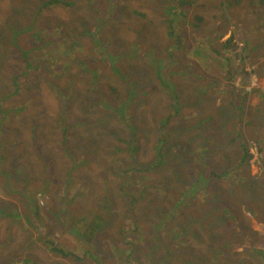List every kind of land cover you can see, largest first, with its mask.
I'll list each match as a JSON object with an SVG mask.
<instances>
[{
	"label": "rangeland",
	"instance_id": "374dc122",
	"mask_svg": "<svg viewBox=\"0 0 264 264\" xmlns=\"http://www.w3.org/2000/svg\"><path fill=\"white\" fill-rule=\"evenodd\" d=\"M78 1L82 2L71 8L65 3L45 6L44 0H25L19 4L20 11L8 0L0 2V106L6 112L4 116L0 111V209L14 214L0 215V264L30 260L39 264H194L187 260L197 257H206L204 260L212 264L216 249L211 236H218L230 248L237 244L235 241L245 240L239 225L247 222L245 227H254L248 228V234L256 231L251 236L264 249V223L256 222L264 220V211H260L264 208V80L259 79L264 77V3L188 0V5H181V0H94L89 5V0ZM40 8L39 24L30 28V13ZM172 13H178L179 18ZM171 20L181 26L179 32H186L181 45H200L196 52H183L182 67L168 58L169 52L175 51L167 34ZM62 29L65 31L60 36L77 40L82 33L80 38L85 40L82 50L65 63L63 74L55 73L56 63L41 55L44 49L23 53L28 48L27 35H33L32 42L39 45ZM222 30L225 33L221 38ZM230 34L229 44L237 47V63L244 67L243 57L253 71L256 67L259 71L254 74L251 70L244 80L238 73L237 96L232 95L234 88L229 85L234 83L226 78V57L221 54H228L224 47ZM89 36H93L92 41ZM58 53L54 57L59 60L71 57ZM175 55L180 56L179 52ZM151 57L157 60L150 61ZM28 62L29 72L18 79L23 88L16 93L13 80L27 69ZM70 77L75 79L74 86L69 84ZM132 78L138 79V97L122 115L126 94L123 81ZM71 88L74 94L65 95L70 101L65 117L58 96ZM98 88L108 100L102 102L103 106H88L86 100L101 99ZM229 99L243 102V111ZM209 114L213 116L211 127L197 125ZM169 115L173 119L162 132L159 124ZM128 122L138 131L135 164L133 171H127V175L134 174V179L122 176L129 152L115 149L125 143L111 133L127 139L133 129ZM65 127L68 131L64 134ZM64 135L66 144L62 143ZM163 135L169 141L161 149L157 138ZM206 135L212 138L203 143ZM251 140L261 147L258 159L254 164L249 161L250 168L242 164L233 168L229 160L241 154L244 141ZM33 145L45 156L37 154ZM157 148L166 161L149 169L147 164L158 157ZM171 151L184 161L177 178L168 169L178 165ZM76 164L81 166L77 168ZM227 164L233 168L229 173L224 172ZM214 165L223 176L222 181L215 180L214 188L239 225L234 218L221 224L215 216L218 203L215 206V200L209 197L213 188L201 190L195 173L185 184L188 172L206 168L208 173ZM68 170L72 179L69 190L65 186ZM10 171L14 174L11 180L6 177ZM147 183L155 186L145 188L142 194L140 190ZM186 188L192 198L180 204L176 216L168 217L164 212L177 203L175 193L185 198ZM140 195L131 207V199ZM35 204L42 218L35 217ZM242 208L257 219L241 218ZM195 212L197 218L214 217L205 226L192 225L188 229L192 234H187L183 226ZM106 214L112 221L91 234L96 217L108 223ZM135 216L140 221L162 223L159 241L151 232L152 226L147 222L141 227ZM180 227L182 235L175 238ZM72 230L88 234L81 238ZM47 237L60 249L72 252L70 258L46 246ZM170 238L175 241L169 245ZM242 248L240 254V248L227 252V264H264L252 249Z\"/></svg>",
	"mask_w": 264,
	"mask_h": 264
},
{
	"label": "trees",
	"instance_id": "16d2710c",
	"mask_svg": "<svg viewBox=\"0 0 264 264\" xmlns=\"http://www.w3.org/2000/svg\"><path fill=\"white\" fill-rule=\"evenodd\" d=\"M94 0H89L88 1V4L91 5L93 3ZM258 2L260 3H263L264 0H257ZM79 2H82V1H78V0H44V3L46 4L45 6H56L57 4H61V3H65L66 5H68L69 7L71 8H75L77 6V3ZM188 0H181V5H188ZM41 8L40 10L37 9L36 11H32L30 14H31V18L34 20V22L38 23L39 24V21H40V13H41ZM183 14H185V12L182 10L181 11ZM172 17H175V18H179V15L178 13H175L171 15ZM167 28H168V31H167V34L168 36H170V38H172V45L174 46L175 48V51H171L169 52L168 54V58L170 60H176V62H174V64H177L179 63V66L182 67L185 63V61L183 60L185 54H183V52L185 53L186 50H192V51H197V50H200V45H196V47H188L186 46L185 44L181 45V42L183 41L184 43V35L185 33L183 34L182 32H179L180 30H183L181 29V26H179V24L177 22H175L174 20H171V22H168V25H167ZM65 30L62 29V31H56V32H53L50 34V36L46 39H44L39 45L35 42H32L34 36L33 35H27L26 36V40H27V43H28V48L25 49L23 51V53H26L28 51H38L40 52L41 49H44V51L41 53V55L43 56H46V58L49 59V62H55L56 63V66H55V70L54 72L57 73V74H63L64 73V69L66 68V62H69L71 58H74L73 55L76 53V51L78 50H82V44L84 43V39H81L80 37H82V33L81 35L78 36V39H72L71 37H66V36H60V33L61 32H64ZM222 35H219L221 38L223 37L224 33H225V30H222L220 32ZM94 34V33H93ZM14 37H16L14 35ZM91 37L93 36H89L90 40L92 41ZM95 39L96 36H94ZM232 41V39L229 37L228 39L225 40L226 42V45H229L228 47H224L226 53L228 54H224V53H221L223 54L225 57H226V65H225V70H226V78L228 79V81L232 82L234 77L235 76H238V73L240 74V76L242 77L241 80H244V75L245 74H250V72H248V69L246 68V60L242 57V60H243V64H244V67L239 63H237V58H236V54H237V47L236 45L234 44H229L230 42ZM15 45H17V43H14ZM153 45V44H152ZM236 47V48H235ZM59 51L60 55H69L71 57H66V59L63 60V58H61L60 60L59 59H56L54 57V54H56V51ZM233 50H236V53L233 52ZM214 51H216L217 53H219V51L214 48ZM180 54V56H176L175 53H178ZM240 53L242 54L243 52L240 51ZM218 55V54H217ZM56 60V61H55ZM79 61V63H82L81 61L84 62V60H81V59H77ZM151 60H157V58L155 57H151L150 58V61ZM31 66V64L28 62L26 64V67L27 69H23L22 71L18 72L17 73V76L14 78L13 80V85H14V92H18L21 88H23L21 86V84L19 83V78L25 76L28 72H29V67ZM34 66V65H33ZM62 68L61 70H59L58 68ZM210 66H207L206 68H209ZM224 67V66H223ZM238 68V69H236ZM115 70H120V68H116ZM252 72L254 74H259V71H258V67H256L254 69V71L252 70ZM93 75V74H91ZM131 77V74L129 75ZM196 78H201L200 75H197L195 76ZM98 78V77H97ZM123 81V80H122ZM162 83H165V81L162 79L161 80ZM125 82L124 85H123V89L125 91L126 89V94L124 93V96L122 98V101L125 102L124 104V107H125V110L121 111L120 114L124 115L127 111V108L129 109V107L131 106V104H133L134 102H136V98L138 97L137 95V86H138V79L137 78H132L130 79L129 81H123ZM69 84L71 86H74L75 85V79L73 77H70L69 78ZM52 87V86H51ZM111 87V86H110ZM170 88V85L168 86ZM112 89L116 90V91H120L119 89H116L114 87H111ZM96 90V89H94ZM143 90H148L146 88H143ZM234 92H232V95L233 96H237L238 95V92L235 91V89H233ZM240 90V89H239ZM96 92L100 95V98L101 99H98L96 101L92 100V101H85V103L89 106V105H98V106H103L102 105V102L104 100H108V97L106 95L105 92H103L102 89L98 88V90H96ZM171 93V97L172 99H174V96H173V93L172 91H170ZM10 94V93H9ZM70 94H74L72 88L69 91H67L64 95L62 96H58V99L59 101L61 102L60 106L63 108V111L61 112L62 114L65 113V117H66V110L69 109V106H70V101L66 99V96H69ZM200 96V94H199ZM5 98V97H4ZM230 100V99H229ZM240 100V99H239ZM231 103H236L235 99H231L230 100ZM2 102H0L1 104ZM240 108H242V111H243V102L241 103H236ZM0 111L4 113V116H6V112L1 108L0 106ZM170 117H167V119H163L160 124H159V128L162 132H165L166 130V125L167 123L169 122V120L173 119V117L171 115H169ZM242 118V116H240ZM79 121V123L82 125H86L84 124V122L81 120V118L77 119ZM123 120V119H121ZM212 120H213V116L212 114H209L207 118H204L203 120H200L198 121L199 123L197 125H202V124H207L209 127L212 126ZM124 121V120H123ZM62 125V124H60ZM128 125L131 126L133 129L130 130L129 132V137L127 139H124V138H121L117 135V133L115 131H112L111 133L117 138V140H120L121 142L125 143V146L123 147H120V146H116L115 149L117 151H127L129 152V155H128V162L126 163L123 171H122V176L126 178V176H129L130 178L134 179L135 176L134 174L132 173L131 175H127V171L129 170H132L133 171V165L135 164L134 162V158H135V151L138 150V145L136 143L137 139H138V131L135 129V127L130 123L128 122ZM65 126V125H64ZM68 128L65 127L64 128V134L68 131L67 130ZM33 131H35V129H33ZM160 136V135H159ZM157 138V142L159 143L158 147L161 146V149H162V146L165 144V142L169 141L168 139L166 140L165 136H161ZM211 139L212 137L210 135H206L205 136V139L203 141V143L205 141H207V139ZM36 140V139H35ZM241 141V140H240ZM62 143L63 144H66L67 143V138H66V135L63 136L62 138ZM34 146V150L36 151L37 154H39L40 156H45L44 154H41L39 151H38V148H37V145H33ZM66 149L68 150V148L66 147ZM158 149V157L157 159L153 162V163H148L147 164V167L149 169H155V168H158L157 166L161 165V162L163 161H166V158H165V155L162 153L161 149L160 148H157ZM261 149V147H260ZM207 150V149H206ZM242 151L241 154L238 155H234V159L233 160H229V161H232V166L233 168L234 167H239L241 164L242 165H245V166H249V154H248V149L245 145V141L242 143V148H241ZM171 153L173 154L174 158L177 160L178 162V165L176 167H168L169 169V172L170 174L174 175L175 178H177L178 176V173L180 172L179 170L181 169L184 161L181 160V155L175 153L174 151H171ZM70 156L72 157L73 156V153H70ZM91 160V158H90ZM187 161H189V158H187ZM261 162H263L262 166L264 167V160L261 158ZM77 168H79L81 165L80 164H76ZM216 165H214L213 167H211V169H209L207 172L208 173H205L204 170H206V168H202V170L200 169H197L195 172L194 171H191V172H188V175H185L186 177V185L189 183L190 180L193 179V173L196 174V179L195 181H197V183L199 184V187L201 188V190L203 188H210L212 187L213 189H215V180L217 181H222L223 179V176H221L218 172V170H216ZM233 168H228V164L226 165V169L224 170V172L226 173H229L231 169ZM228 169V170H227ZM70 170H72V167L70 168ZM69 171V170H68ZM71 171H69L68 173V177H67V180H66V183H65V186L67 187V189L69 190V187L72 186V179H71ZM125 174V175H124ZM169 175V174H168ZM121 176V177H122ZM6 177L8 179H12L14 177V174L12 171H10V173L6 174ZM214 179V180H213ZM202 180H204L205 182H203ZM213 180V181H212ZM141 183H144L145 180L144 178H142L141 180ZM212 181V182H211ZM227 181V180H226ZM165 182V181H164ZM169 181L165 182V183H168ZM149 186H155L154 184H150V183H147L145 184V186L140 190V192L143 194L144 192V189L145 188H148ZM217 188V187H216ZM211 190V193L209 194V197L210 198H213L215 200V206H216V201L218 203V207H217V211L215 212L216 215L215 216H218L219 220L221 221V224L225 222V220L227 218H234L233 222L238 224L237 221H236V217L234 215H232L230 213V209L229 207H225L220 199V193L215 189V190ZM162 191V189H159ZM201 190H198L196 192H200ZM213 191V193H212ZM195 192V193H196ZM78 192L75 193V195H77ZM176 197H179V198H176L177 199V203L175 205H172V207L168 210V211H165L164 214H168V217H174L176 216V212L179 211L180 209V204L188 199L189 197L192 198L188 192V188L185 189V193H184V196L185 198H182V196L179 194V193H175ZM141 198V195L140 197L136 196L134 198L131 199V207L133 204H135L136 202H138ZM189 198V199H190ZM177 206V207H176ZM176 207V208H175ZM34 210H35V217L36 218H42L43 217V214L42 212H40V209L38 207L37 204L34 205ZM0 215H7V216H10L12 217L14 214L12 212H4L3 210L0 209ZM106 219L108 220V223H105L102 221V219L100 217H96V221L95 223L93 224V228L91 229V234L93 232H95L98 228L104 226H108V224L112 221V217L109 216L108 214H106ZM214 215L210 216L208 218L211 219L213 218ZM134 220L135 222L140 225L141 227H144V226H147V222L150 224V226H152V230L151 232L154 233V238L156 240L159 241V228L162 227V223L159 222V221H151V220H147L146 221H140L137 216L134 217ZM206 218H201V216H198V218L196 217V212L195 214L193 215V217L190 218V220L187 222L186 225L183 226V229L187 230V234H192L188 231V229L192 226V225H204L207 223L208 221ZM239 225V224H238ZM219 226V224L217 225V227ZM239 228H243V232L242 233V236L244 239L242 240H237L235 241L237 244L231 246L230 248L227 247V245L223 242V240L219 239L218 236H216L217 238L211 236V241H212V245L215 247L216 249V254L215 256H211V263L212 264H227L229 263V260L226 259V254L228 251H232V250H235L237 248H240V250H238L237 252L240 254L241 251H242V246H245V249H252L256 254L257 256L262 259L264 261V249L263 246L261 247H258L256 245V241L254 238H252L251 234L255 233L256 231H253L251 233L248 234V230H245L244 226H241L239 225ZM73 231V230H72ZM105 230H102L100 235L104 232ZM220 231V227H218V233ZM76 233V235L78 237H81V238H84L85 235H87L88 233H85L84 232L82 234L76 232V231H73ZM179 235H182V229L180 227V229L177 231V234H175V238ZM235 235H237V233H235ZM262 235V234H261ZM232 236V235H231ZM263 237V235H262ZM264 239V238H263ZM158 241H156L155 243L157 244ZM175 239H168L167 242L169 243V245L171 244V242H174ZM45 244L46 246L50 247L53 251L56 252H59L61 255H63L64 257H69L70 258V254L68 251L64 250V249H60L58 247L57 244L54 243V241L50 238H46L45 239ZM253 247V248H252ZM152 250V253L154 252V249H151ZM218 250L221 252L220 255L217 254ZM87 254H89L90 256H93V254L87 250ZM166 254H168V252L166 251ZM190 258V257H189ZM206 257H203V258H192V259H189L187 260V262H193L194 264H210L208 262V260H204ZM201 261V263H199ZM11 264H13V262H11ZM22 264H39L37 262H34L32 260L30 261H23Z\"/></svg>",
	"mask_w": 264,
	"mask_h": 264
},
{
	"label": "clouds",
	"instance_id": "9594fccd",
	"mask_svg": "<svg viewBox=\"0 0 264 264\" xmlns=\"http://www.w3.org/2000/svg\"><path fill=\"white\" fill-rule=\"evenodd\" d=\"M2 0H0V2H1ZM8 1H10L11 2V4H14V5H16V7H15V10H21V7L19 6V4H23L24 2H25V0H8ZM257 1V0H256ZM264 3V2H263ZM30 28H34L36 25H38V23H36V22H34V20L30 17ZM232 35L230 34L226 39H228L229 37H231ZM246 66H249L247 69H248V72H250L251 73V70H252V68H250V65H246ZM176 67H179V66H176ZM235 78H237V76H235L234 77V79H233V83H236L237 84V82H236V80H235ZM251 81L249 80V83H250ZM238 85V84H237ZM247 91L249 90V87H246L245 88ZM206 91V90H205ZM200 92L201 91H199V94H200ZM252 141L253 140H251V141H248V142H246L245 143V145H246V147H247V149H248V154H249V161H250V159H251V157H252V154H251V152H250V147L252 146ZM256 143V142H255ZM256 145H257V148H258V152H260L261 151V149H260V146L256 143ZM249 163V162H248ZM248 168H250V167H248ZM264 168V167H263Z\"/></svg>",
	"mask_w": 264,
	"mask_h": 264
},
{
	"label": "crops",
	"instance_id": "0c3cea01",
	"mask_svg": "<svg viewBox=\"0 0 264 264\" xmlns=\"http://www.w3.org/2000/svg\"><path fill=\"white\" fill-rule=\"evenodd\" d=\"M259 79H263L264 80V77H259ZM238 86L236 83H234V85L231 83V85H229V87L230 88H236V87ZM243 88H240V90H242ZM238 89H236V91H237ZM246 90V89H245ZM241 99V98H240ZM256 129V128H255ZM251 134H253V132L251 133ZM247 167V166H246ZM248 168V167H247ZM237 177H238V179H240V174H237ZM263 209V211H264V208H261L260 209V211ZM246 213H248V212H246L245 211V209L244 208H242L241 209V212L239 211V216L241 217V218H249V217H253L255 220L257 219V217L256 216H254V215H252V214H246ZM263 215H264V212H263ZM261 219V218H260ZM247 220V219H246ZM256 222L258 223V224H261V223H264V220H256ZM249 222H247L245 225H247ZM254 226L255 227H257V225H256V223L254 222ZM245 225H244V228H245V230H248V228L249 227H251V228H254L253 226H251V225H249L248 226V228L247 227H245ZM250 230V229H249Z\"/></svg>",
	"mask_w": 264,
	"mask_h": 264
},
{
	"label": "built area",
	"instance_id": "2783aa9c",
	"mask_svg": "<svg viewBox=\"0 0 264 264\" xmlns=\"http://www.w3.org/2000/svg\"><path fill=\"white\" fill-rule=\"evenodd\" d=\"M237 78H235V80H236ZM250 152H251V154H252V157H251V159H250V162L252 163V164H254L255 163V160H256V157H257V159H258V148H257V145H256V143L254 142V141H252V146L250 147ZM259 166V165H258ZM258 170H259V172H262V170H261V168L260 167H258Z\"/></svg>",
	"mask_w": 264,
	"mask_h": 264
},
{
	"label": "bare ground",
	"instance_id": "6f19581e",
	"mask_svg": "<svg viewBox=\"0 0 264 264\" xmlns=\"http://www.w3.org/2000/svg\"><path fill=\"white\" fill-rule=\"evenodd\" d=\"M242 145V144H241ZM199 249V248H198Z\"/></svg>",
	"mask_w": 264,
	"mask_h": 264
}]
</instances>
